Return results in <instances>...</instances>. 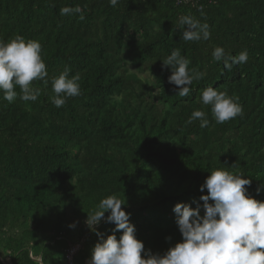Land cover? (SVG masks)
<instances>
[{
    "label": "trees",
    "instance_id": "1",
    "mask_svg": "<svg viewBox=\"0 0 264 264\" xmlns=\"http://www.w3.org/2000/svg\"><path fill=\"white\" fill-rule=\"evenodd\" d=\"M65 6L81 12L62 16ZM186 15L209 25V40L182 39ZM16 36L41 44L48 76L32 82L35 102L19 87L12 103L0 93V264H66L82 240L74 261L88 264L97 232L122 235L105 220L86 224L110 195L125 201L145 253L162 256L182 242L173 207L202 205L200 187L217 169L242 173L264 202V0H0V41ZM216 47L246 50L248 61L229 71ZM173 50L205 74L186 97L162 67ZM65 67L81 94L57 108L52 82ZM208 87L242 114L216 123L201 101ZM196 110L207 127L187 123Z\"/></svg>",
    "mask_w": 264,
    "mask_h": 264
},
{
    "label": "clouds",
    "instance_id": "2",
    "mask_svg": "<svg viewBox=\"0 0 264 264\" xmlns=\"http://www.w3.org/2000/svg\"><path fill=\"white\" fill-rule=\"evenodd\" d=\"M109 2L116 6L118 0ZM80 12L79 6L60 9L62 16ZM178 23L184 29L182 39L186 42L207 41L211 37L209 25L192 16H181ZM41 51L38 41H26L22 36L7 43L0 41V93L5 101L12 103L17 98V87L23 101L38 99L39 90L33 89L32 82H47L48 76ZM212 56L214 61L223 60L229 71L234 65L248 61L246 50L230 56L222 47H216ZM190 63L179 50H173L162 62V67L171 69L169 83L177 86L180 97L188 96L193 81L205 75L196 70L189 71ZM69 72L70 69L65 67L52 82L55 95L51 99L57 108L63 107L68 98L81 94L79 76L69 78ZM201 101L211 106L219 124L242 114V107L234 98L213 87L203 90ZM195 120L200 121L201 128L209 124L205 112L200 110L194 111L187 123ZM250 184L251 180L242 173H232L225 168L212 171L200 187L201 192L207 190V195L199 198L202 205L192 208L177 203L173 207L182 242L176 243L162 256L145 253L143 243L136 239L134 225L129 222V214L123 210L125 201L110 195L99 202L95 211L87 214L86 224L95 231L96 226L105 220L115 225L113 233L122 231V235L119 239L115 234L104 239L97 232L99 242L94 245L88 264H264V202L248 195L246 186ZM106 212L109 214L105 218Z\"/></svg>",
    "mask_w": 264,
    "mask_h": 264
},
{
    "label": "built area",
    "instance_id": "3",
    "mask_svg": "<svg viewBox=\"0 0 264 264\" xmlns=\"http://www.w3.org/2000/svg\"><path fill=\"white\" fill-rule=\"evenodd\" d=\"M184 3H191L193 0H182ZM83 240L78 242L75 245L70 246L66 251H65V260H66V264H77L74 261V257L75 255L78 253V251L81 248V244H82Z\"/></svg>",
    "mask_w": 264,
    "mask_h": 264
}]
</instances>
